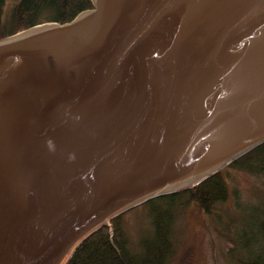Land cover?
I'll list each match as a JSON object with an SVG mask.
<instances>
[{
  "label": "water",
  "instance_id": "1",
  "mask_svg": "<svg viewBox=\"0 0 264 264\" xmlns=\"http://www.w3.org/2000/svg\"><path fill=\"white\" fill-rule=\"evenodd\" d=\"M90 1L0 40V264H67L264 144V0Z\"/></svg>",
  "mask_w": 264,
  "mask_h": 264
},
{
  "label": "trees",
  "instance_id": "2",
  "mask_svg": "<svg viewBox=\"0 0 264 264\" xmlns=\"http://www.w3.org/2000/svg\"><path fill=\"white\" fill-rule=\"evenodd\" d=\"M5 4L6 0H0V40L42 23L71 22L92 9L90 0H19L5 17ZM232 170L264 175V144L194 188L146 202L153 232L140 241L139 252L131 249L119 217L87 239L67 264H170L176 253L174 234L178 214L195 204L207 217L218 216L214 208L230 195L225 175L229 176ZM249 217L252 222L246 224L237 240L226 238L230 264H264V220L260 221L255 213Z\"/></svg>",
  "mask_w": 264,
  "mask_h": 264
},
{
  "label": "rangeland",
  "instance_id": "3",
  "mask_svg": "<svg viewBox=\"0 0 264 264\" xmlns=\"http://www.w3.org/2000/svg\"><path fill=\"white\" fill-rule=\"evenodd\" d=\"M18 2L6 0L5 17ZM225 178L230 195L214 208L219 219L207 217L195 204L178 214L174 234L176 253L170 264H230L226 238L238 239L246 224L252 222L249 214L255 213L260 221L264 220V175L232 170ZM119 217L131 249L139 252L140 241L153 232L147 206L142 204Z\"/></svg>",
  "mask_w": 264,
  "mask_h": 264
},
{
  "label": "bare ground",
  "instance_id": "4",
  "mask_svg": "<svg viewBox=\"0 0 264 264\" xmlns=\"http://www.w3.org/2000/svg\"><path fill=\"white\" fill-rule=\"evenodd\" d=\"M13 81L9 80L6 81V87H9V85L12 83ZM143 90V89H142ZM7 91L5 89H2L0 91V137L3 135L5 126H7L8 123V117L11 114L10 112H12V109L9 106V100L7 97ZM248 124V122H247ZM256 129V128H255ZM254 128L251 129V131L255 130ZM232 136L226 139V142L230 143V141L232 140ZM206 156L209 155V150L205 151ZM216 175V174H215ZM214 176V175H213ZM209 179V178H208ZM206 181V180H205ZM191 189V188H190ZM186 190V189H185ZM178 193V192H177ZM175 194V193H174ZM172 195V194H170ZM167 196V195H166ZM163 197V196H162Z\"/></svg>",
  "mask_w": 264,
  "mask_h": 264
}]
</instances>
